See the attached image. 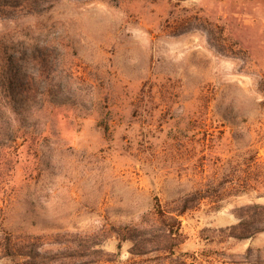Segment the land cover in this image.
<instances>
[{"label": "rangeland", "instance_id": "1", "mask_svg": "<svg viewBox=\"0 0 264 264\" xmlns=\"http://www.w3.org/2000/svg\"><path fill=\"white\" fill-rule=\"evenodd\" d=\"M0 1L17 2L0 78L21 84L0 125V264H264V232H218L264 189L181 216L172 258L116 235L250 149L264 171V0Z\"/></svg>", "mask_w": 264, "mask_h": 264}, {"label": "trees", "instance_id": "2", "mask_svg": "<svg viewBox=\"0 0 264 264\" xmlns=\"http://www.w3.org/2000/svg\"><path fill=\"white\" fill-rule=\"evenodd\" d=\"M17 3V2H16ZM10 1H0V14L7 8L16 7L17 4ZM16 78L4 80L0 78L2 87L9 85L12 91L3 90L0 94V125L7 120V114L11 113L10 105L14 107L18 103L20 95L13 92V87L21 84ZM4 102V103H3ZM21 104V103H20ZM0 134L2 131L0 129ZM249 158L242 157L236 162V168L232 174H226L224 164L216 173L209 176L200 175L198 182L190 190H181L177 197L168 205H162L158 197H154L153 215L154 221H142L137 226L126 227L124 231H117L120 241H130L133 244V255L141 256L145 253L146 246L151 245L157 252L165 254L162 259L172 258L174 248L182 242L180 217L184 214L198 210L203 203H208L213 209L218 210L220 204L231 197H239L242 194L257 192L262 194L264 189V171L258 163V152L248 150ZM237 224L221 229L218 232L226 238L234 240H247L258 233L264 232V205L254 204L238 209L236 214ZM23 247L20 243L13 242L4 249L6 256H24L19 254ZM167 255V256H166ZM26 256V255H25Z\"/></svg>", "mask_w": 264, "mask_h": 264}]
</instances>
